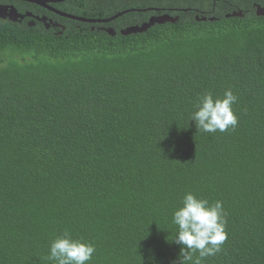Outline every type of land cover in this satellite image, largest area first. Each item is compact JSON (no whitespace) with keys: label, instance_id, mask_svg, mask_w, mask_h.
Wrapping results in <instances>:
<instances>
[{"label":"trees","instance_id":"16d2710c","mask_svg":"<svg viewBox=\"0 0 264 264\" xmlns=\"http://www.w3.org/2000/svg\"><path fill=\"white\" fill-rule=\"evenodd\" d=\"M255 4L264 0L55 4L88 18L149 7L177 17L122 34L155 13L128 12L104 24L115 35L72 20L61 35L0 20V264H51L50 242L65 230L95 245L88 264H174L172 215L189 191L222 201L227 219L222 250L202 264H264V16ZM229 88L238 125L198 131L200 96Z\"/></svg>","mask_w":264,"mask_h":264},{"label":"clouds","instance_id":"9594fccd","mask_svg":"<svg viewBox=\"0 0 264 264\" xmlns=\"http://www.w3.org/2000/svg\"><path fill=\"white\" fill-rule=\"evenodd\" d=\"M237 99L230 88L222 97H214L211 92L204 93L195 104L191 121H195L198 131L205 133L235 128L238 116L233 105ZM172 223L176 226V234L171 241L181 245L174 264H202L204 258L219 253L228 238L222 201L209 202L191 191L183 196L180 206L174 210ZM95 251L92 242L76 238L65 230L51 240L47 258L51 264H88ZM195 253L199 255L193 261ZM150 259L155 264L154 258Z\"/></svg>","mask_w":264,"mask_h":264},{"label":"water","instance_id":"95a60500","mask_svg":"<svg viewBox=\"0 0 264 264\" xmlns=\"http://www.w3.org/2000/svg\"><path fill=\"white\" fill-rule=\"evenodd\" d=\"M22 1H26V2H30V3H34L37 5H42V6H47L49 3H59V2H63L66 0H22ZM255 8H256V13L258 16H264V6H262L261 4H255ZM165 9L163 8H158V7H149V8H133V9H126L123 10L121 12H118L117 14L108 17V18H104L100 21L105 22V23H109L115 19H117L118 17L128 13V12H132V11H154L155 13L145 22H143L141 25H132V26H128L124 29L121 30L122 34H130V33H141L146 31L148 28H150L152 25H154L155 23H165V22H175L177 20V17H173L172 15H170L169 13H158L159 11H164ZM177 10V9H176ZM183 10H189V9H183ZM65 17H69V18H73V19H78L81 21H87V22H91L92 20L87 19V18H81V17H77L71 14H67V13H62ZM31 14L26 13V14H21L18 12V9L14 6V5H5L0 3V19H10L11 21L14 22H20L22 20V18L26 17V16H30ZM245 14L244 12H242V10L239 11H234L232 13L227 14V17L230 16H236V17H243ZM203 20H207V17L202 18ZM210 20H214V17H210ZM41 21H44V19H40ZM105 31H107L109 34L111 35H115L116 34V30L113 27H105L104 28Z\"/></svg>","mask_w":264,"mask_h":264},{"label":"flooded vegetation","instance_id":"af4514ba","mask_svg":"<svg viewBox=\"0 0 264 264\" xmlns=\"http://www.w3.org/2000/svg\"><path fill=\"white\" fill-rule=\"evenodd\" d=\"M13 1H19V0H13ZM10 1L9 2H3L0 1V3L5 4V5H16L15 2ZM31 5H35L36 9H30V6H27L23 11L19 8L18 12L21 14H26L29 13L31 14L30 16H26L24 18H22V20L19 23H27L29 26L31 27H37L38 25H43L45 30L47 32H52L55 35H61L63 34L66 29L68 28V25L70 24V20L72 21H76V22H80L83 23L84 25H89L91 27L92 30H98L103 31V28L105 27H111V26H105L104 24H109V23H105L102 22L100 20L104 19V18H88V17H81V18H87L92 20L91 22H87V21H81L78 19H73V18H69V17H65L62 13H67V14H71L65 10H62L61 8H58L57 5L58 3H49L47 6H42V5H37L34 3H30ZM73 15V14H71ZM77 16V15H74ZM80 17V16H77ZM40 19H44V21H41ZM1 20V19H0ZM6 20V19H4ZM10 20V19H9ZM112 22V21H111ZM68 23V24H66ZM76 27H81V24L76 25Z\"/></svg>","mask_w":264,"mask_h":264}]
</instances>
